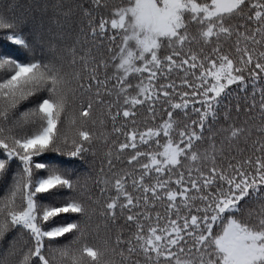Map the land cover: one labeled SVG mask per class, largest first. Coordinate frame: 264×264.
<instances>
[{"label": "snow or ice", "instance_id": "snow-or-ice-1", "mask_svg": "<svg viewBox=\"0 0 264 264\" xmlns=\"http://www.w3.org/2000/svg\"><path fill=\"white\" fill-rule=\"evenodd\" d=\"M0 264H264V0H0Z\"/></svg>", "mask_w": 264, "mask_h": 264}]
</instances>
